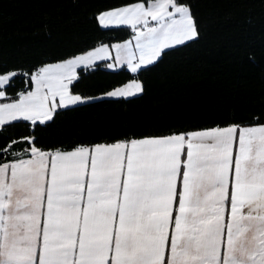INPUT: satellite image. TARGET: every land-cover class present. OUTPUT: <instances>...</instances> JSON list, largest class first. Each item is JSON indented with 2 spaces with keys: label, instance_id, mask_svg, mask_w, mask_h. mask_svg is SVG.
I'll use <instances>...</instances> for the list:
<instances>
[{
  "label": "snow or ice",
  "instance_id": "snow-or-ice-1",
  "mask_svg": "<svg viewBox=\"0 0 264 264\" xmlns=\"http://www.w3.org/2000/svg\"><path fill=\"white\" fill-rule=\"evenodd\" d=\"M26 2L76 10L91 35L38 60L0 40V264H264V100L198 126L61 131L68 112L145 95L144 73L204 39L205 0ZM98 72L120 79L93 89Z\"/></svg>",
  "mask_w": 264,
  "mask_h": 264
},
{
  "label": "trees",
  "instance_id": "trees-1",
  "mask_svg": "<svg viewBox=\"0 0 264 264\" xmlns=\"http://www.w3.org/2000/svg\"><path fill=\"white\" fill-rule=\"evenodd\" d=\"M204 39L169 52L143 75L149 88L139 98L106 101L64 115L65 135L89 137L131 127L151 130L163 124L204 125L213 116H245L264 100V14L241 0H205L200 9ZM47 26L48 34L42 29ZM89 26L76 11L56 4L37 8L26 0L8 6L0 40L18 56L38 60L83 45ZM255 54L254 63L248 57ZM119 76L98 72L93 89Z\"/></svg>",
  "mask_w": 264,
  "mask_h": 264
}]
</instances>
